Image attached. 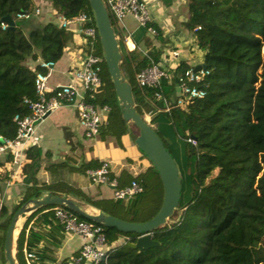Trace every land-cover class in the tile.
Masks as SVG:
<instances>
[{
	"label": "trees",
	"instance_id": "16d2710c",
	"mask_svg": "<svg viewBox=\"0 0 264 264\" xmlns=\"http://www.w3.org/2000/svg\"><path fill=\"white\" fill-rule=\"evenodd\" d=\"M44 1L51 2L58 14L72 17L86 11L94 18L89 0ZM36 6L35 0H0V136L7 139L17 135L14 116L29 112L24 98L35 97L36 75L46 71L40 61L60 60L72 36L69 28L52 19L26 30L20 20L30 19H18L16 15ZM188 7L190 18L186 26L192 30L202 24L195 41L210 73L203 84L206 95L187 108L165 111L163 101L155 97L156 88L141 86L137 80V73L151 63L150 58L165 66L161 50L151 39L164 40L158 28L157 36L142 26L135 33V40L148 55L140 49L128 51L120 46L121 71L132 87L135 108L145 119L146 114L151 116L150 124L178 164L182 176V195L175 211L178 216L155 229L153 239L160 244L143 251L129 245L138 234L104 226L108 244L120 236H128L129 241L116 247L101 264H264V0H189ZM43 13L31 19H38ZM7 15L15 20V26L3 20ZM3 23L8 24L6 28ZM98 52L103 53L100 37ZM32 62L36 64L32 66ZM189 66L182 60L171 83L163 79L166 96H173L176 75ZM102 79V86L89 100L98 108L109 107L99 134L114 136L121 144L122 136L132 126L137 130L138 127L124 119L105 61ZM2 143L0 140V146ZM25 156L22 199L12 208L0 205L3 264L5 234L13 214L28 199L44 192L65 194L82 205L89 204L133 222L150 219L161 207L163 184L150 160V165L137 174L123 171L120 184L137 179L144 188L126 202L114 197H93L57 177L65 166L73 165L66 160L53 161L50 151L43 152L38 145L29 146ZM11 158L9 154L0 159V201L10 179L4 165ZM99 165V161L90 160L80 163L79 168L85 172ZM45 170L56 178L46 180L41 176ZM54 207H39L22 222L16 240L18 264H27L25 247L36 250L40 259L49 264H69L68 258L58 261L56 257L65 230L54 218Z\"/></svg>",
	"mask_w": 264,
	"mask_h": 264
},
{
	"label": "built area",
	"instance_id": "2783aa9c",
	"mask_svg": "<svg viewBox=\"0 0 264 264\" xmlns=\"http://www.w3.org/2000/svg\"><path fill=\"white\" fill-rule=\"evenodd\" d=\"M103 2L109 15L113 16L117 25L118 23L121 25L125 48L128 51L140 49L143 54L148 55L146 50L137 44L133 31L125 21L126 17H131L137 22V27H146L149 34L158 35V29L154 25L148 3L144 0H103ZM41 13L42 8L36 6L34 9L17 13L16 17L31 19ZM93 20L94 18L86 11H81L72 17L58 14V22L62 27L70 29L72 26H76L81 35L82 45L85 49L84 61L80 67L74 70V76L81 82L83 89L80 91L72 84L50 87L48 78L54 62L40 61L41 67L46 71L38 72L36 75L35 97L24 98V104L29 112L24 115L18 113L14 116V121L17 123V135L14 139L0 136V140L3 142L0 146L1 151L23 148L33 134L36 123L63 105L76 107L80 125L83 127L86 137L92 138L99 133L103 120L101 112L107 113L109 107L105 105L98 108L89 100L103 84L102 71L105 61L103 53L98 52L99 33L96 24L92 23ZM7 25V23H3V28H6ZM200 29H202V24H196L192 28V32L195 34ZM193 46L200 49L196 41L193 42ZM171 56L177 58L179 51L172 50ZM150 59L151 63L137 73V80L141 86L156 88L155 97L163 101L165 111L170 112L175 107L187 108L195 99L206 95L203 84L210 71L203 67V63L190 65L183 72L178 73L175 93L168 97L162 90V81L167 79L171 83L179 62H167L164 66L153 58ZM189 141L196 143L193 138H189ZM86 173L91 183L111 187L115 199L132 198L144 190L137 179L120 184L118 178L111 175L112 164L109 160H102L99 166L87 169ZM53 213L55 220L64 227L65 232L83 237V243L77 256L78 261L101 264L106 262L111 252L116 249L108 244L103 225L86 218H79L77 213L62 206L54 207ZM262 248L264 251V239ZM24 257L27 264H49L40 259L36 250H28L26 247L24 248Z\"/></svg>",
	"mask_w": 264,
	"mask_h": 264
},
{
	"label": "crops",
	"instance_id": "0c3cea01",
	"mask_svg": "<svg viewBox=\"0 0 264 264\" xmlns=\"http://www.w3.org/2000/svg\"><path fill=\"white\" fill-rule=\"evenodd\" d=\"M144 1L149 5L154 25L163 35L164 40L153 39L155 46L161 50V62L167 64V62L186 60L189 65L202 64L204 53L201 49H196L193 46L195 34L186 26V22L190 18L189 0ZM35 2L37 6L42 8L44 13L40 18L33 19L32 25L37 22H47L51 19L58 22V13L52 7L51 2L44 0H35ZM137 29L138 27L131 29L134 38ZM70 31L72 36L64 49L62 58L53 64L48 78V85L54 87L72 84L82 91V84L75 78L74 70L83 64L85 49L77 27L72 26ZM138 45L143 46L142 44ZM172 50L179 51L177 58L171 56ZM35 64L32 62L31 65L34 66ZM101 113L104 119L106 113ZM133 136L134 130L131 127L129 132L122 136L121 144L116 137L110 135L102 137L98 133L95 137L89 138L85 136L83 127L80 125L75 106L63 105L53 110L44 119L36 123L33 134L23 148L13 151L0 150V159H3L4 156L8 157L9 154L12 155L11 160L5 162L4 165L10 179L4 186L0 205L4 203L12 208L22 199L25 191L22 174V168L26 162L25 149L31 145L40 146L43 152L50 151L52 160L55 162L66 160L73 165L65 166L57 174V177L81 188L93 197L112 198V188L107 185L91 183L86 171L83 172L79 168V164L90 160L99 162L109 160L112 164L113 176L117 177L118 180L124 170H129L133 174L145 170L150 165V161L138 149ZM41 176L46 180L56 178L55 174H50L46 170L42 172ZM87 205L95 211L98 210L89 204ZM128 241V236H120L112 246L119 247ZM82 243V236L65 232L62 244L56 252L58 261L68 258L69 264H89L77 260ZM45 244L41 243V245Z\"/></svg>",
	"mask_w": 264,
	"mask_h": 264
},
{
	"label": "water",
	"instance_id": "95a60500",
	"mask_svg": "<svg viewBox=\"0 0 264 264\" xmlns=\"http://www.w3.org/2000/svg\"><path fill=\"white\" fill-rule=\"evenodd\" d=\"M95 24L98 29L100 44L106 67L110 74L119 100L124 119L132 121L138 127L135 144L157 170L164 189L163 201L158 212L142 222L124 220L101 210L91 212L77 199L65 194L46 192L40 197H32L24 202L13 214L5 234L4 255L6 264H18L16 259V240L20 233V220L39 207L49 205L62 206L78 215L106 227H115L125 233L138 234L129 245L143 251L158 246L153 239L155 229L165 225L178 208L182 195V176L172 153L165 147L162 138L150 122L135 108L132 87L121 71L122 51L109 12L103 0H89ZM11 27L15 20L9 15L3 18ZM203 67L205 65L203 64Z\"/></svg>",
	"mask_w": 264,
	"mask_h": 264
},
{
	"label": "rangeland",
	"instance_id": "374dc122",
	"mask_svg": "<svg viewBox=\"0 0 264 264\" xmlns=\"http://www.w3.org/2000/svg\"><path fill=\"white\" fill-rule=\"evenodd\" d=\"M112 17V23H113V25H114V29H115V32H116V34L118 35V39H119V42H120V46H122V49L124 48L123 46H124V42H123V35H122V31H121V25L118 23V25H117V21H115V19L113 18V16H111ZM125 21L127 22V24H128V26L130 27V29H135V28H137V22L133 19V18H131V17H126L125 18ZM32 22H33V19H30V20H20V23L23 25V27L26 29V30H28V29H30V28H32ZM157 36V35H156ZM153 38L154 37H152L151 36V39L153 40ZM156 39V38H155ZM154 39V40H155ZM153 40V41H154ZM155 42V41H154ZM264 51V50H263ZM263 77H262V79H261V81H263ZM261 81H259L257 84L258 85H260L261 84ZM146 119L150 122V120H151V116L149 115V114H146ZM132 129L134 130V135L135 134H138V130H137V128L136 127H134V126H132ZM80 165V164H79ZM215 173H217V170L215 171ZM51 179H53V178H51ZM103 185V184H102ZM130 200V198H125L124 199V201H126V202H128ZM20 201H18V203H19ZM17 203V204H18ZM84 207H86L87 209H89L91 212H95L92 208H90L87 204H84L83 205ZM177 213L175 212L174 214H173V216L171 217V218H173L174 217V219L175 218H177ZM25 219H23V220H20V223H19V228L21 227V225H22V222L24 221ZM170 221H169V219H168V221H167V223H169ZM0 264H3L2 263V258H1V254H0Z\"/></svg>",
	"mask_w": 264,
	"mask_h": 264
},
{
	"label": "bare ground",
	"instance_id": "6f19581e",
	"mask_svg": "<svg viewBox=\"0 0 264 264\" xmlns=\"http://www.w3.org/2000/svg\"><path fill=\"white\" fill-rule=\"evenodd\" d=\"M94 210V209H93ZM95 211V210H94Z\"/></svg>",
	"mask_w": 264,
	"mask_h": 264
}]
</instances>
